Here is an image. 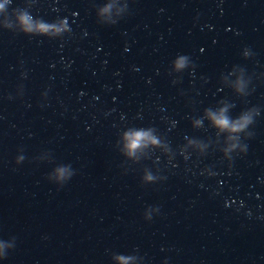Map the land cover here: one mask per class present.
I'll return each instance as SVG.
<instances>
[{"label": "water", "instance_id": "obj_1", "mask_svg": "<svg viewBox=\"0 0 264 264\" xmlns=\"http://www.w3.org/2000/svg\"><path fill=\"white\" fill-rule=\"evenodd\" d=\"M0 4V264H264V0Z\"/></svg>", "mask_w": 264, "mask_h": 264}, {"label": "clouds", "instance_id": "obj_2", "mask_svg": "<svg viewBox=\"0 0 264 264\" xmlns=\"http://www.w3.org/2000/svg\"><path fill=\"white\" fill-rule=\"evenodd\" d=\"M4 5L0 4V9H3ZM21 20V24L24 26V30L25 31H32L33 27H32V21L31 19L27 16L24 15L20 18ZM186 61V57H181L180 60L177 62V66L178 67H183ZM215 122L217 123L218 126L222 127V128H228L230 130H235V131H240L243 128H245L247 126L248 123L251 122V118L249 116H244L241 118V121H238L236 123H232L230 122L226 117H214ZM139 136H143L146 134H138ZM136 143L138 144L139 141H136Z\"/></svg>", "mask_w": 264, "mask_h": 264}]
</instances>
